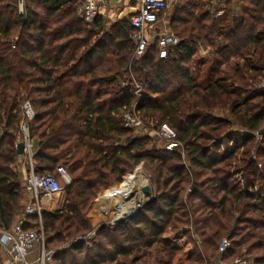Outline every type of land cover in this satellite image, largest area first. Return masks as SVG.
I'll list each match as a JSON object with an SVG mask.
<instances>
[{
    "label": "trees",
    "instance_id": "16d2710c",
    "mask_svg": "<svg viewBox=\"0 0 264 264\" xmlns=\"http://www.w3.org/2000/svg\"><path fill=\"white\" fill-rule=\"evenodd\" d=\"M81 1L24 0L19 13L0 0V231L21 214L15 144L25 125L36 141L34 172L62 166L70 177L61 207L41 215L51 264H210L223 237L230 245L221 261L264 264V0H237V24L227 10L217 17L203 0H186L170 18L175 44L161 55L155 39L139 59L131 58L129 21L86 23ZM132 108L149 127L167 123L183 158L124 127ZM140 163L156 186L152 200L122 221L100 220L97 196L102 208L106 189ZM38 222L29 215L22 228L38 230Z\"/></svg>",
    "mask_w": 264,
    "mask_h": 264
},
{
    "label": "built area",
    "instance_id": "2783aa9c",
    "mask_svg": "<svg viewBox=\"0 0 264 264\" xmlns=\"http://www.w3.org/2000/svg\"><path fill=\"white\" fill-rule=\"evenodd\" d=\"M134 3V13L128 18L129 24L132 27V33L130 39L134 43L132 51V59L141 58L148 46L152 45L155 39L158 40V46L161 55H165L168 48L175 44L176 40L169 31H163L158 33L155 31L156 25L159 21L158 14L165 10L167 7V0H129ZM16 5L19 13H24V0H16ZM78 15L86 22L91 23L98 15L97 7L93 0H84L77 9ZM222 14V10H217L215 16ZM208 48L200 49V56H205L208 53ZM261 87H264V82L261 83ZM135 95L141 96L140 86L136 84ZM25 114L28 118H31L32 111L27 103L24 104ZM124 127L134 129L137 131L140 128V121L138 119L136 110L134 108L131 111H125L121 116ZM22 129V142L24 144L23 153L19 157L20 162H17L16 168L21 174L24 191L28 194V202L23 211V217L12 226L9 230L0 231V249L6 250L8 255V261H3L0 258V264H17L23 262L34 246L35 243H39L41 246V254L38 259L39 264H46L51 261V257L54 253V249L45 250L43 239V225L41 215L45 210V204L42 203V196H46L47 199H53L55 204L59 205L58 199L55 200L54 196L62 192L63 186L58 180V176L65 181L66 184L70 183V177L66 170L62 166H57L56 173L42 172L35 173L33 167L32 157L35 152L33 140L30 139L27 127L21 125ZM153 133L157 136L167 138L169 143L166 145V150H171L172 147L178 146V143L174 142L175 133L168 128L166 123H162L157 130H153ZM17 144V143H16ZM15 144V146H16ZM128 175V174H127ZM122 183V182H121ZM120 183V185H121ZM109 190V189H108ZM51 202L50 200H48ZM57 206V205H54ZM29 215H35L38 217V231L24 230L22 224L25 222L26 217ZM121 218V217H120ZM117 218L106 220L110 224H113L121 220H115ZM88 237L91 234L87 235ZM230 242L226 237H223L218 245V258L213 264H227L219 259V255L227 250ZM230 264H248L247 261L234 260Z\"/></svg>",
    "mask_w": 264,
    "mask_h": 264
},
{
    "label": "crops",
    "instance_id": "0c3cea01",
    "mask_svg": "<svg viewBox=\"0 0 264 264\" xmlns=\"http://www.w3.org/2000/svg\"><path fill=\"white\" fill-rule=\"evenodd\" d=\"M83 1L84 0H82L81 3H83ZM93 2L95 3V6L97 7L98 15H100L103 18V21L106 24V26H109L110 24H113L114 22L119 21V20L128 21V18L134 13V9H135L134 3L129 0H93ZM203 3H204V7L212 10L211 12L212 14L220 9L222 10V14H223V12L227 10L228 11L227 17L229 18V21L232 24H237L240 20L239 5L237 3V0H209V1L203 0ZM176 5L180 7L187 6V1L186 0H167V7L165 8L162 16L160 17L156 25V28L158 29V33H161L163 31L171 32L170 18L172 15L173 8ZM0 132H1V129H0ZM33 145L36 146V141H33ZM20 160L21 158H18V163L20 162ZM54 197L56 199L57 195ZM41 200H42V203L45 204L46 210L49 209L48 207L55 205L54 201L50 200L51 202H49L46 196H42ZM58 201L60 200L58 199ZM27 202H28V194H26V192L23 189V195H22V200H21L22 207H21V214L19 218L23 217V211H24V208ZM54 207H57V206H54ZM40 254H41V246L39 243H35L34 246L31 248V250L28 252L25 260L17 264H39L38 259L40 257ZM0 258L3 261H8V255H7L6 250L4 251L0 249ZM50 263L51 261L46 262V264H50Z\"/></svg>",
    "mask_w": 264,
    "mask_h": 264
},
{
    "label": "rangeland",
    "instance_id": "374dc122",
    "mask_svg": "<svg viewBox=\"0 0 264 264\" xmlns=\"http://www.w3.org/2000/svg\"><path fill=\"white\" fill-rule=\"evenodd\" d=\"M11 4H13V5H16V0H8ZM209 1V0H208ZM82 2V1H81ZM207 2V1H206ZM16 9H17V12H18V8H17V6H16ZM155 31H158V29L156 28L155 29ZM200 53V52H199ZM205 57H208V56H205ZM203 72V68H202V70H200V71H198V73H200V75H201V73ZM130 75L129 76H131V72L129 73ZM132 77L134 78V76L132 75ZM134 81V80H133ZM134 84H137L136 82H134ZM136 96V95H135ZM219 113H220V111H218ZM137 113V116H138V119H139V121H140V127H143V128H140V129H138L137 131H135L134 129V131H135V133L137 134V135H142V134H145V133H149V135H151L153 138H152V141L153 142H155L156 143V145L157 146H162L164 149H165V147H166V145L169 143V141L170 140H168L167 138H164V137H161V136H157V135H155L154 133H153V130H157L158 128H153V127H149V126H147V125H145V123L143 122V120L141 119V117H140V115H139V113L138 112H136ZM222 116H226V113H220ZM123 123V122H122ZM167 124V123H166ZM167 126H168V128H170L169 127V125L167 124ZM235 129H237V127H235ZM170 130H172L173 131V129H171L170 128ZM174 132V131H173ZM232 143L230 142V145H231ZM257 144H259V141H256V145ZM179 148H180V155L182 156V158H183V155H184V152L182 151V148L180 147V146H176V147H172V149L171 150H169V151H172V150H179ZM224 148H225V145H220V147H219V149L218 150H224ZM256 155L255 154H253L252 155V158H254ZM239 166L240 165H238V163H237V161H234V163H233V166H232V169H231V171H232V173H233V175L235 176L234 177V179L236 180V182L237 183H239L240 184V186H243V184H244V181H243V177H242V174H240L239 172L238 173H236L237 172V168H239ZM258 167H259V165H258ZM136 168H139L140 170H141V172L143 173V175L146 177V179H147V186H148V188H149V192H150V196H154V194H155V184H154V181H153V178H152V176H150L151 174H150V172H149V170L147 169V167H146V165L144 164V163H140ZM135 168V169H136ZM135 169L133 170V172L132 173H130V174H133L134 173V171H135ZM54 173H56V172H54ZM127 175H125L124 177H123V179H122V183L124 182V178L126 177ZM58 180L60 181V184L64 187V185H66V183H65V181L63 180V179H61L59 176H58ZM234 180V181H235ZM121 183V184H122ZM108 189H111V192H110V194L108 195V197L105 199V201H104V203H103V207L101 208V206L100 205H98L97 204V199H98V196L102 193H100L98 196H97V198L95 199V201H94V203L92 204V208H93V210L96 212V214H97V216L99 217V219L100 220H102V221H106V220H110V214L112 213L113 214V212L114 211H116L117 209H120L122 206H124L125 205V198H124V193H122L121 192V189H120V184L119 185H115V186H112V187H110V188H108ZM108 189H106V190H108ZM118 190L117 191V193H118V199L120 200V202H121V205L119 206V208H116V209H114L113 210V208H112V206H111V204H110V197H111V195L113 194V192L115 191V190ZM105 190V191H106ZM104 192V191H103ZM53 198H55V197H53ZM64 198H65V191H64V188L62 189V192L59 194V195H57V197H56V199L55 200H57V199H59L60 201H59V205L58 204H55V205H57V207H54V206H50V207H48L49 209H48V211H52V210H56V209H58V208H60L61 207V205H62V203H63V201L62 200H64ZM48 200H52V199H48ZM35 230V229H34ZM35 231H38V230H35ZM191 238H195L194 237V235H192L191 234ZM43 239H44V236H43ZM184 240L185 239H179V238H176V239H174L173 241L176 243V244H178V245H180V246H182V247H184V250H186V248L189 250L190 248H191V246L188 244V245H186L185 243H184ZM218 252V251H217ZM239 258H237V259H234V260H238ZM216 260H217V258H216ZM215 260V261H216ZM214 261V262H215ZM242 261H245V260H242ZM222 262H224V263H227V264H230L229 262H227V261H222ZM51 264V263H50ZM135 264H157L156 263V261H155V259H153V257H151V258H149V257H147V258H145V259H142V260H140V261H138L137 263H135ZM210 264H213V262L212 263H210Z\"/></svg>",
    "mask_w": 264,
    "mask_h": 264
},
{
    "label": "bare ground",
    "instance_id": "6f19581e",
    "mask_svg": "<svg viewBox=\"0 0 264 264\" xmlns=\"http://www.w3.org/2000/svg\"><path fill=\"white\" fill-rule=\"evenodd\" d=\"M147 184V179L139 168L133 174H128L124 182L120 185L121 192L124 193L125 205L110 214L112 219L124 217L133 212L141 203L149 198L142 188Z\"/></svg>",
    "mask_w": 264,
    "mask_h": 264
},
{
    "label": "water",
    "instance_id": "95a60500",
    "mask_svg": "<svg viewBox=\"0 0 264 264\" xmlns=\"http://www.w3.org/2000/svg\"><path fill=\"white\" fill-rule=\"evenodd\" d=\"M258 135H263L264 134V127L257 133ZM16 148H17V154L18 155H22V153H23V148H24V144L22 143V142H18L17 144H16ZM142 190H143V192L144 193H146V194H150V192H149V188H148V186L146 185V186H144L143 188H142ZM152 196H150L149 195V198L146 200V201H144L143 203H141L135 210H133V212L132 213H130L129 215H126V216H124V217H121V218H117V219H115V220H121V219H124V218H128V217H130V216H132L140 207H142V206H144L146 203H148L150 200H152Z\"/></svg>",
    "mask_w": 264,
    "mask_h": 264
}]
</instances>
